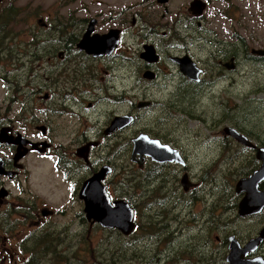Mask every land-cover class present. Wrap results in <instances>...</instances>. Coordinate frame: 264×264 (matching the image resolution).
Returning <instances> with one entry per match:
<instances>
[{
  "label": "flooded vegetation",
  "instance_id": "af4514ba",
  "mask_svg": "<svg viewBox=\"0 0 264 264\" xmlns=\"http://www.w3.org/2000/svg\"><path fill=\"white\" fill-rule=\"evenodd\" d=\"M13 2L0 0V23L1 18L8 23L17 21L18 46L25 45L23 40L28 36L32 38L29 46L32 49L12 53L0 49V88L8 86L7 91L10 90L9 96L3 95V100L10 102L0 104L6 107L4 111L1 109L0 132L7 131V138L11 140L0 143V264L7 260L11 264L20 262L18 253L11 254L7 246L6 232L12 229L6 214L8 205L22 217L18 220L20 225L24 218H30L27 224L34 228L41 224L40 218L56 213L55 210L40 211L35 198L26 200L17 195L15 202L10 201L11 186L18 185L23 193L28 191L22 180L27 172L24 166L27 158L49 156L54 171L61 175L72 191L75 188L78 192L84 181L105 169L102 175L105 177L99 183L117 187L127 182L129 194L135 195L136 182L147 180L151 194L158 196L162 184L167 181L168 169L176 165L160 155L153 158L144 156L143 162L138 164L139 154L134 153L138 136L145 135L177 151L186 163L179 167L183 170L187 168L183 174L189 179L191 164L177 136L169 135L164 125L144 121L148 110L153 105H176V102H183L190 96V104L194 106L199 102L205 113L210 115L214 109L210 100L218 79L234 72L244 75L264 72V0H197L195 10L191 9L190 2L186 8L190 16L184 18L186 34L176 29L183 11L179 9L174 13L168 9L171 0H143L137 7L130 3L120 5L117 0H99L97 14L84 7L93 19L67 16L77 1L56 2L47 8L34 2L25 6ZM43 17H46L45 21ZM91 27L89 38L97 36L102 43L95 56L87 52L89 48L85 43L82 44L83 36ZM39 31L46 34L40 35ZM130 37L137 38L142 49H121L124 40ZM183 38L187 41L184 42ZM189 44L192 48L199 46V52L193 53ZM185 58L193 64L187 70L181 67ZM40 77L46 79L42 87ZM141 86L144 92L140 91ZM154 90L162 94L154 97ZM250 93V97L243 95L242 102L258 108L259 103L264 102V98H260L264 97V86L255 84ZM41 103L48 106L39 108ZM121 106L124 108L120 109ZM45 112L49 113V117L43 120V125H39L40 113ZM221 115L222 110L217 120H211L207 136L219 132L221 137L218 142L225 139L230 144L228 150L226 148L228 159L232 154L244 153L251 164L232 183L233 171L226 173L230 177L224 179V184L229 189L230 200H236L237 206L235 215L231 214L240 220L258 218L260 225L256 233L244 241H239V232L231 229L223 228L216 233L201 224L197 227L200 232L215 236L221 257L215 264H229L227 257L232 239L241 248L254 241L253 250L243 253L245 260L261 258L264 263V234L260 235L264 230V206L240 216L239 205L245 192L236 190L238 181L250 177L259 168L256 154L259 149H264L260 145L264 142L260 139H257L259 144L252 141L257 135L253 136L243 119L239 130L225 125L217 127L221 123ZM59 116L67 120L76 119L78 123L69 131L66 122ZM202 121L206 122L205 119ZM227 129L229 132L233 129L251 146L239 144ZM39 132L41 140L30 137ZM16 138H19V143L12 141ZM231 140L240 146L234 143L233 147ZM20 142H26L20 151L26 150L27 153L15 162ZM41 142L45 144L44 148L39 146ZM32 146L44 149L43 155L36 150L30 151ZM122 147L127 154L123 159L120 158ZM173 180L182 187V177ZM190 181V193L195 190L200 192L195 207L199 212L198 218L207 206L216 205L219 212L223 210L224 205L219 201L210 200L207 192L212 193L211 189H206L203 184L200 186L198 181L196 184ZM256 191H264V180L257 184ZM81 213L84 215L83 209ZM221 235L226 236L222 242L218 239ZM207 261L208 258L202 256L196 264H206Z\"/></svg>",
  "mask_w": 264,
  "mask_h": 264
},
{
  "label": "rangeland",
  "instance_id": "374dc122",
  "mask_svg": "<svg viewBox=\"0 0 264 264\" xmlns=\"http://www.w3.org/2000/svg\"><path fill=\"white\" fill-rule=\"evenodd\" d=\"M73 1H77V3L67 16L93 19L92 14L84 7L92 9L94 14L98 13L97 1L99 0H14L16 4L22 6L32 2L39 3L42 8L51 7L56 2ZM117 1L120 2V5L130 3L133 7H137L143 0ZM191 1L171 0V5H168V9L174 13L179 9L183 11L181 22L176 24V29L181 33L184 32V34H186L184 29L187 27L184 18L190 16V12L186 8ZM136 18H138L137 15ZM45 20L46 17H43V21ZM18 29L17 21L7 26L4 35L9 37H0V49L4 48L11 53L15 50L22 51L25 48L32 49L29 47L32 38L28 36L24 37L25 45L18 46ZM39 34L44 35L46 33L39 31ZM183 41L187 40L183 38ZM188 46L193 53L199 52V46L197 48H192L191 44ZM121 49L138 50L142 49V44L137 38L130 37L127 41L124 40ZM89 64H91L90 61ZM40 79L42 87L46 83V79L44 77H40ZM3 82L5 83V81ZM255 84L264 86V72L247 75L237 72L229 73L216 81L210 100V106L214 107L212 114L207 115L199 102L194 106L190 104L188 102L189 96L183 102H176V105L174 103L165 106L153 105L144 118L146 122L164 125L169 135L177 136L186 150V159L191 164L189 169L190 180L193 184L198 181L200 186L203 184L206 189L212 190V193L208 191L207 194H209L211 201L217 200L221 205H224L221 212L216 205L207 206L204 213L198 218L197 213L199 212H196L195 207L200 192L195 190L192 194H184L178 181L173 180V178H180L187 168L183 170L179 166L171 167L168 169L167 181L162 184L158 196L151 194L150 182L147 180L143 183L146 185L144 190L148 191L149 199L146 200L141 197L143 192L140 189L136 190L139 193L138 196L132 195V202L141 209V212L137 213V231L125 238L114 230L102 228L86 221L81 213L82 205L76 198L77 190L71 197L72 190L61 175L54 171L50 157L31 156L24 161L27 172L22 176L28 191L23 193L19 190L18 185L11 186L9 188L12 195L10 201L15 202L14 198L17 195L26 200L35 198L40 211L55 210L56 213L50 217L40 218L41 224L34 228L27 224L30 218H24L23 226L20 225L18 220L22 217L8 205L6 214L8 215V225L12 227L10 231L6 232L9 252L13 255L18 253L20 258L18 264H24L25 260L29 258L28 263L30 264H41V262L43 264H112V262L113 264H196V260L202 256L208 258L206 264L218 263L221 258L220 248L215 243V236L208 232H200L197 225L201 224L205 229L211 228L216 233L222 231L223 228L231 229L233 232L237 231L240 235L239 241H244L256 233L260 220L258 218L242 220L236 218L234 216L236 200L234 202L230 200L229 189L224 184V179L230 177L226 174L227 172L233 171L232 183L240 173L248 169L251 164L247 162V154L246 157L244 153L232 154L228 159L227 146L230 144L225 139L218 142L221 137L219 132H212L207 136L208 128H211L209 127L211 120H217L219 111L222 110L221 123L217 127L225 125L239 130L243 119L253 136L257 135V137L252 138V141L259 144L257 139H260L264 142V102L259 103L258 108H255L253 104L245 105L242 102L243 95L252 96L250 92ZM7 88L8 86L6 88L3 86V89L0 88V104L10 102L8 99L7 101L3 100V95L9 96L10 90L8 92ZM143 88L141 86L140 91L144 92ZM153 93L155 94L154 97L162 94L158 90H154ZM260 98L264 97L260 96ZM46 106H48L47 103H41L39 108ZM51 106L52 104L48 109ZM2 108L0 106V114ZM123 108L121 106L120 109ZM180 109L183 110L182 113H180ZM48 117V112L40 113L39 125H43V120ZM59 117L66 122L69 131L78 123L76 119L67 120L63 116ZM203 119L206 122H203ZM30 137L42 139L40 132L31 134ZM208 137L211 139L209 140ZM231 143H233V147L238 144L234 140H231ZM260 145L264 146V143ZM125 152V148L122 147L121 159L126 154ZM129 166L131 167V165ZM122 174L123 171L121 170L120 178H122ZM108 187L111 196L116 198L112 185H108ZM120 191L121 187L117 186V192L120 193ZM121 195L127 196L124 193ZM185 221L187 223H184ZM140 225H148L153 228L140 230ZM161 228H164L165 231L163 229L160 234L154 235L156 229ZM218 239L222 242L226 236L221 235ZM38 241L40 242L37 243ZM32 244H37V246L31 248ZM49 244L51 246L60 245L59 251L66 247L69 258H65L59 252L55 259L52 258L53 256L48 257L47 247ZM2 264L11 263L7 260L6 263Z\"/></svg>",
  "mask_w": 264,
  "mask_h": 264
},
{
  "label": "water",
  "instance_id": "95a60500",
  "mask_svg": "<svg viewBox=\"0 0 264 264\" xmlns=\"http://www.w3.org/2000/svg\"><path fill=\"white\" fill-rule=\"evenodd\" d=\"M196 2L197 0H193L191 2L190 4L191 9L195 10L197 5ZM91 26L93 27L92 24ZM92 27L89 28L85 33V35L83 36L82 44L85 43L88 46L87 48H89L87 52L95 56L97 54L96 51L98 50L97 48H101L102 43L98 40L97 36H93L92 38H89ZM184 61H185L184 64L181 65L183 70H187L193 65L188 58H185ZM226 131H228V129ZM230 131L231 132L229 131L228 132L231 133V136L233 137L234 140H236L237 142L243 145L251 146V144L247 142L245 138L240 136L233 129H231ZM8 140L9 139L7 138V131L1 132L0 143L4 141L11 142V140L9 141ZM12 141H15V143H19V138H16L15 140ZM20 144H21L20 148L17 150V153L14 158L15 162L19 161L27 153L26 150H24L23 152L20 151V149H22V146H24L26 142L23 143L20 142ZM39 146H42L44 148L45 144L40 143ZM135 146L136 147L134 153L139 154V160L137 162L138 164H141L143 162L144 156H149V155L154 156V154H161L164 158L167 159V162H171V163L173 162L176 164L184 165L182 159L179 157L177 152L172 151L169 147L162 146L161 144H159V142L155 140H151L147 136L138 137L135 141ZM32 150H36L39 153H42L44 151V149H40V148L38 150L35 146H32ZM256 156L257 159L261 162V167L248 179L240 180L236 185L237 192H245V196L239 205L238 212L240 216L247 215L248 213L249 214L253 213L251 212L252 209L261 208L262 206H264V191L261 192L255 191L257 184L264 180V149H259L257 151ZM105 171L106 170L104 169L99 174L98 173L95 174L92 178H90L89 180L83 183L79 193V198L84 202V212L88 220H93L94 222H97L103 227L118 228L121 232H123L126 235L130 234L134 228V225L131 222L132 213H130L126 205L123 204L122 202L114 203V207L110 203H108V199L104 194L105 188L104 187L102 188L99 185V181L105 177V175L102 176ZM182 186L184 190H187L190 186L186 176L182 179ZM263 234H264V230L261 232L260 235L263 236ZM254 247H255L254 241L249 242L245 248L241 249L237 244V242H235V240H231L229 247L230 253L227 257L229 264H247L248 261L244 259L243 252H247L248 250H253ZM258 262L262 263L261 259H256L254 263L256 264Z\"/></svg>",
  "mask_w": 264,
  "mask_h": 264
},
{
  "label": "trees",
  "instance_id": "16d2710c",
  "mask_svg": "<svg viewBox=\"0 0 264 264\" xmlns=\"http://www.w3.org/2000/svg\"><path fill=\"white\" fill-rule=\"evenodd\" d=\"M1 19H2V22L0 23V37H3V38L9 37V36L4 35V34L6 32L7 26L8 25H11V23H8L5 18H1ZM143 181H145V180H143ZM143 181H141V182H138L137 181L136 182V184H135V190H137V189L142 190L143 193H142V196L141 197L144 198V199H146V200H148L149 199L148 191H145L144 190L146 188V185H144ZM128 188H129V185L126 182L125 184L121 185V191L118 194H122V193L126 194L128 192ZM131 199H132V196H131ZM150 228H153V227H150ZM164 231H165V229H164ZM161 232H162V229H156V232H155L154 235L160 234ZM39 242L40 241H38L37 243H39ZM36 246H37V244L34 247H31V248H35ZM60 248H61L60 245L59 246H56V245L51 246L49 244L48 247H47V250H48V254L47 255H48V257H52L53 256L52 258L55 259L56 254L59 252L60 255L63 254L65 256V258H69L68 253L66 251V247L62 251H59ZM29 259H26V261L24 262V264H30V263H28L29 262ZM41 264H43V262H41ZM107 264H109V263H107ZM112 264H113V262H112Z\"/></svg>",
  "mask_w": 264,
  "mask_h": 264
},
{
  "label": "bare ground",
  "instance_id": "6f19581e",
  "mask_svg": "<svg viewBox=\"0 0 264 264\" xmlns=\"http://www.w3.org/2000/svg\"><path fill=\"white\" fill-rule=\"evenodd\" d=\"M237 207V206H236ZM243 219H250V218H243ZM162 229V231H163V229L164 228H161ZM35 246V244H32V247H34Z\"/></svg>",
  "mask_w": 264,
  "mask_h": 264
}]
</instances>
